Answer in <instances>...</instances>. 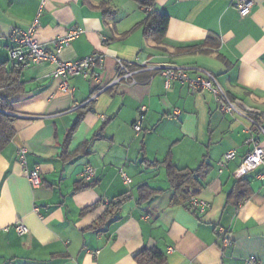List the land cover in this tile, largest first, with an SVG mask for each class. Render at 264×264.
I'll list each match as a JSON object with an SVG mask.
<instances>
[{"label": "crops", "instance_id": "0c3cea01", "mask_svg": "<svg viewBox=\"0 0 264 264\" xmlns=\"http://www.w3.org/2000/svg\"><path fill=\"white\" fill-rule=\"evenodd\" d=\"M101 1L0 0V60L10 67L12 31H29L36 20L35 37L51 52L57 39L84 29L61 50V61L96 51L106 55L100 81L73 77L72 93L58 89L53 63L22 69L23 92L13 98L16 135L0 152V264H138L134 255L144 248L158 249L167 264H246L249 256L264 262V167L242 179L234 175L253 148L248 139L259 136L252 123L223 112L208 91L181 83L167 89L159 74L147 71L135 76L136 85L99 92L116 78L118 59L187 68L192 77L209 71L242 110L262 114L264 125V0H251L245 17L238 0H156L153 11L170 17L161 46L145 40L147 14L138 4L142 13L123 28L117 14L104 16ZM195 46L206 52L191 50ZM143 105L147 112L137 135L133 124ZM20 148L28 151L26 166L18 161ZM232 150L235 159L220 171ZM167 160L187 170L206 163L196 193L210 205L205 214L174 202ZM88 166L96 170L91 187L82 176ZM36 168L38 188L27 175ZM143 186L155 193L140 202ZM123 195L128 199L114 218L102 231L94 229L109 203ZM17 224L29 233L19 235ZM218 226L232 234L226 251Z\"/></svg>", "mask_w": 264, "mask_h": 264}, {"label": "built area", "instance_id": "2783aa9c", "mask_svg": "<svg viewBox=\"0 0 264 264\" xmlns=\"http://www.w3.org/2000/svg\"><path fill=\"white\" fill-rule=\"evenodd\" d=\"M251 0H238L236 3V8L238 9L242 17L247 16L252 9ZM38 20H36L31 30L23 31L19 29H14L10 35V40L13 43V47L9 51L10 61L13 63L28 65H39L42 63H53L56 65V70L54 72V77L59 80L58 89L64 93L74 92V88L70 85V79L79 75L87 77L91 75L93 81H100V73L98 72L99 67H103L105 61V53L96 51L90 56H87L81 60L75 62H64L58 57L61 50L68 46L71 41L78 38L83 32V28L71 30L67 36L59 38L55 41L54 47L55 52H51L43 47L35 37L37 30ZM118 72L116 78L107 87L99 90L103 92L108 88L114 87L116 85L125 83L136 85L138 81L135 76L139 72H151L154 74H159L164 79V84L167 89L171 88L174 83L189 84L192 91H208L214 97L219 105V108L228 114H237L239 116L248 119L254 128V133H259L264 138V125H263V115L260 113H251L242 110L237 103H235L227 91L222 87L216 75L209 71H203L198 73L197 76H191V69L180 68L174 65H137L132 62H125L118 59ZM132 68H135L132 70ZM95 98V96H94ZM92 98L91 100H94ZM147 112L146 106H141L139 109V115L135 123L133 124V129L137 135L143 131V122L145 119V113ZM105 117H103L104 119ZM248 143L253 146L250 150L243 163L235 172L236 178H242L251 172H254L261 167H264V145L261 144L260 140L254 137V134L248 139ZM28 151L26 148H20L17 152L18 161L21 165L26 166V155ZM236 151H229L224 155L223 160L219 163L220 171H222L227 164L235 159ZM28 179L33 187H40L42 185V178L39 168L35 170L28 171ZM83 181L85 184L93 182L96 176V170L92 166L86 167L83 174ZM121 176L125 183L130 181L128 175L121 171ZM259 178L264 180V173L259 175ZM117 199L116 201H118ZM189 206L193 208L200 215L205 214L209 210V203L197 195H192L189 200ZM16 231L19 235H27L29 229L23 224L16 225ZM218 239L220 241V248L222 251L229 249L232 244V234L231 232L223 227L218 226L216 229ZM246 264H264V262L258 260L255 256H249L246 258Z\"/></svg>", "mask_w": 264, "mask_h": 264}, {"label": "trees", "instance_id": "16d2710c", "mask_svg": "<svg viewBox=\"0 0 264 264\" xmlns=\"http://www.w3.org/2000/svg\"><path fill=\"white\" fill-rule=\"evenodd\" d=\"M138 6L145 11L147 14L143 25H144V38L147 42L154 44L155 46H161L164 44V39L168 26L170 23V17L166 13H159L153 11L156 0H133ZM109 3L107 1H101L100 7L104 9V16L106 18H113L116 16L117 11L107 8ZM193 51L206 52L203 46L192 47ZM24 68L23 64L13 63L10 67L7 61L0 60V152L10 144L16 135L15 122L16 117L13 115V98L23 92L21 85V71ZM82 120V116L78 118L75 125L70 129L66 136V142L69 143L72 139L73 133L75 132L76 126ZM254 137L257 140L262 137ZM86 147V146H85ZM252 150V149H251ZM167 167L169 181L172 189L174 190V202L184 203L188 208L193 209L189 206V200L192 195H197L199 188L203 183L205 164L196 170L179 169L170 160L164 162ZM204 165V166H203ZM245 177V176H244ZM242 177V178H244ZM240 178V179H242ZM88 187L93 185V182L85 184ZM86 186V187H87ZM192 190V191H191ZM140 202L146 198L152 196L155 192L152 189H148L143 186L140 188ZM128 195L120 197L119 201L112 200L109 205L107 212L100 219V223L94 227L98 231H102V227L107 220L114 218L116 212L120 209L121 205L126 202ZM97 205H94L87 211L96 209ZM135 260L138 264H167L165 255L158 249L144 248L134 255Z\"/></svg>", "mask_w": 264, "mask_h": 264}, {"label": "rangeland", "instance_id": "374dc122", "mask_svg": "<svg viewBox=\"0 0 264 264\" xmlns=\"http://www.w3.org/2000/svg\"><path fill=\"white\" fill-rule=\"evenodd\" d=\"M112 7L117 9V20L119 27L126 28L130 19L135 18L142 13L133 0H109ZM129 15V16H128Z\"/></svg>", "mask_w": 264, "mask_h": 264}]
</instances>
